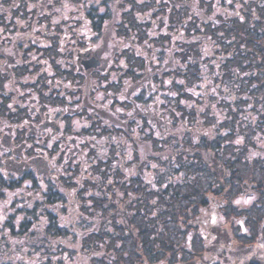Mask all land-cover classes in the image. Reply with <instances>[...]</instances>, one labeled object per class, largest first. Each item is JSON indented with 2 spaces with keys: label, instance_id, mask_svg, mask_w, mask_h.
Wrapping results in <instances>:
<instances>
[{
  "label": "trees",
  "instance_id": "obj_1",
  "mask_svg": "<svg viewBox=\"0 0 264 264\" xmlns=\"http://www.w3.org/2000/svg\"><path fill=\"white\" fill-rule=\"evenodd\" d=\"M160 18L123 79L137 109L7 216L0 264H264V0H165Z\"/></svg>",
  "mask_w": 264,
  "mask_h": 264
},
{
  "label": "flooded vegetation",
  "instance_id": "obj_2",
  "mask_svg": "<svg viewBox=\"0 0 264 264\" xmlns=\"http://www.w3.org/2000/svg\"><path fill=\"white\" fill-rule=\"evenodd\" d=\"M50 1L49 9L57 5ZM114 1L93 0L88 8L83 4L87 10H77L68 20H59L55 12L54 22L39 21L43 0L31 1L36 3L30 10L0 9V194L22 190L25 205L26 193L42 188L37 182L47 188L49 180L85 171L87 143L97 142L106 126H122L125 103L137 109L136 84L124 80H131L129 66L137 74V50L143 45L137 34L148 36L150 25L159 26L165 0H121L114 11L123 10L124 19L106 32ZM146 15L150 21L137 19ZM112 65L114 83L109 81ZM106 78L111 91L102 83ZM74 119L88 125L78 127ZM24 182L30 185L22 187Z\"/></svg>",
  "mask_w": 264,
  "mask_h": 264
},
{
  "label": "rangeland",
  "instance_id": "obj_3",
  "mask_svg": "<svg viewBox=\"0 0 264 264\" xmlns=\"http://www.w3.org/2000/svg\"><path fill=\"white\" fill-rule=\"evenodd\" d=\"M65 1H66V3H65ZM121 0H117V1H114L113 2V4H112V6L113 7H111L110 8V16H109V18L106 20L107 22H106V32H111V30H112V28L110 27V25L112 24V23H115V24H118V23H120L121 22V20L122 19H124V15H123V13H122V11L123 10H119L118 12H116V11H114V5L116 6V7H118V5H120L119 4V2H120ZM124 1H127V0H124ZM136 1H138V2H140V1H142V0H136ZM36 2H29L28 3V7H27V9L28 10H30V9H32V6L35 4ZM43 3H45V7H44V9H43V15H41L40 16V19H39V21L41 20V22H46V20H49V21H51V22H54L57 18H55V16H53V14L55 13V12H58V13H56L55 15L58 17V19L60 20V19H73L74 17H75V15H76V13H79L77 10H87L86 8H88V7H90L92 4H93V0H80V1H78V2H76V0H59V2L58 1H56L55 0V4H57V5H55V4H53V5H55V7H53L52 5H50V7H51V9H49V3L51 4L52 2L50 1V2H47V0H43ZM38 4V3H37ZM83 4H84V6L86 7V8H84V6H83ZM150 4H151V1H150ZM40 5V4H39ZM147 5V4H146ZM40 6H44L43 4H41ZM139 6V5H138ZM54 8H57V9H54ZM35 10V9H34ZM65 10H68L69 12L70 11H72V12H70L68 15H66L65 13H66V11ZM33 13L35 14V12L33 11ZM157 12L156 11H154V16H155V14H156ZM33 14V15H34ZM63 14V15H62ZM150 15H146V16H141V17H138L137 16V19L140 21V22H142V23H145V22H147V21H150L151 19H150ZM32 18H33V16L31 15V17H29V18H27L28 20H32ZM158 23H153L152 25H150V27H149V30H148V34H149V37H152L154 34H156L155 32H157V31H155V29L156 28H158ZM140 26H143V24H138V27H140ZM79 27H77V29H78ZM113 29H114V27H113ZM152 31V32H151ZM141 35H143V34H141ZM139 33L137 34V38H138V45L141 43V36ZM129 38H132V35H130V37ZM140 39V40H139ZM128 41H130V40H128ZM143 42H145L144 40H142ZM135 68H136V66H135ZM114 66L112 65L111 66V76L109 77V81L111 82V83H114L113 81H115V77L113 76V74H114ZM107 78L104 80V81H102V83L105 85L106 83H107ZM108 85L109 84H106L105 85V88H107V90H109L110 88L108 87ZM110 91H111V89H110ZM109 91V92H110ZM104 95H105V92L103 91V92H101L100 93V99L99 100H101V98L103 97L104 98ZM114 111H115V109H114ZM88 121H90V119L88 118ZM88 121H86V120H84L83 119V121L81 122V121H77V119H74V122H77V126L78 127H80L81 125H84V124H86ZM87 125H88V123H87ZM97 138V142H92L91 143V141H89L88 143H87V149H88V154H92V149H91V145L92 146H95V145H99V143L101 142V140H102V137H96ZM91 144V145H90ZM81 162H83V161H81ZM78 163H80V162H78ZM58 167V166H57ZM53 173H55V172H53ZM65 175V174H64ZM58 176V175H57ZM68 177V176H67ZM56 181L53 179L52 181L51 180H49V183H48V185L49 186H53L54 185V183H55ZM39 183V184H38ZM37 184L39 185V186H41L42 187V189H46V187L45 186H47L46 184H43L42 182H37ZM30 184L28 183V182H24L23 184H22V187H27V186H29ZM48 188V187H47ZM3 192H4V194H0V227L3 225V223H4V221L7 219V216L8 215H10L11 213H14V212H16V207L17 206H19V205H24V202H23V199H22V196H24L23 195V191L22 190H19V189H14V190H7V189H3ZM33 192H27L26 194H32ZM26 194H25V196H26ZM12 199V200H11ZM5 203V205H3ZM21 216H19V218H20Z\"/></svg>",
  "mask_w": 264,
  "mask_h": 264
}]
</instances>
